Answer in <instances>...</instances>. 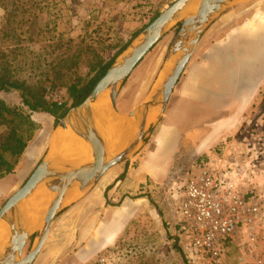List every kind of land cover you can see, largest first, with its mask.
<instances>
[{
	"label": "rangeland",
	"instance_id": "obj_1",
	"mask_svg": "<svg viewBox=\"0 0 264 264\" xmlns=\"http://www.w3.org/2000/svg\"><path fill=\"white\" fill-rule=\"evenodd\" d=\"M175 1L166 0V7L163 6L162 11ZM159 12L149 10L137 0H0V63L6 58L14 59L15 64L20 61L25 63L20 78L27 83L30 91L46 88L47 98L70 105L68 85L92 76L94 72L90 70L93 66L117 56ZM250 19L251 24H258L261 29L264 27V0H238L208 26L165 112L175 103L189 71L203 59L209 45L224 37L233 25ZM177 31L178 27L173 28L126 80L118 96L119 111L129 113L139 106L163 77L164 71L171 65L167 57ZM251 64L257 71L255 101L241 116L239 124L228 129L219 143L204 153L196 152L193 145L183 146L163 177H147L139 183L136 180L137 169L143 156L154 148L153 140L163 121L164 112L156 120L153 129L146 133L138 153L131 160H125L105 173L102 180H108V189L121 194L120 201L108 200V204L122 205L127 220L115 244L95 250L91 238L79 237L86 227L90 230L91 222L97 216L105 215L103 210L75 209L70 215L80 219L77 227H69L67 223L61 222V218L71 211L68 210L59 215L60 219L56 223L59 216L55 218L53 233L51 231L33 264H185L186 240L180 236L177 228L176 209L181 193L178 186L196 170L201 161L217 165L222 162L229 165L248 164L254 172L256 193L261 196L264 206V56L251 59ZM56 76L59 79L55 80ZM0 97L11 107L22 108L35 122V126L27 127V130L35 129L25 152L19 157L8 156L15 161V170L0 179L1 208L24 184L49 150L59 125L50 113L32 111L24 105L19 91H0ZM10 126L0 124V141L7 135ZM180 127L182 133L186 134L185 130L191 126L183 123ZM124 173L125 177L121 178ZM37 236L38 233L28 243L24 255L29 252ZM226 249V264L245 263L247 257L242 259L241 248L237 243L230 242ZM262 250L264 254V232ZM103 257L106 258L105 262H101ZM187 263L195 264L189 260Z\"/></svg>",
	"mask_w": 264,
	"mask_h": 264
},
{
	"label": "water",
	"instance_id": "obj_2",
	"mask_svg": "<svg viewBox=\"0 0 264 264\" xmlns=\"http://www.w3.org/2000/svg\"><path fill=\"white\" fill-rule=\"evenodd\" d=\"M237 1L176 0L115 57L84 102L72 107L58 123L59 126L72 128L85 139L91 150L89 158L80 163L56 159L58 150L51 145L24 184L1 206L0 223H8L9 235L0 246V264H33L49 239L55 218L67 207L75 189H80L81 193L91 190L110 168L131 160L138 153L146 133L164 114L203 33ZM175 27L178 31L167 57L169 61L172 59L171 68L158 80L145 101L125 113L136 119V131L121 150L112 153L94 105L107 94L113 108L119 111L117 101L124 83L145 56ZM43 186L51 191L52 198L44 214L43 225L37 231L29 221L25 204ZM37 233L33 246L24 255L28 243Z\"/></svg>",
	"mask_w": 264,
	"mask_h": 264
},
{
	"label": "crops",
	"instance_id": "obj_3",
	"mask_svg": "<svg viewBox=\"0 0 264 264\" xmlns=\"http://www.w3.org/2000/svg\"><path fill=\"white\" fill-rule=\"evenodd\" d=\"M260 56H264V27L261 29L258 24H251V19L233 25L224 37L209 45L203 59L189 71L175 103L165 112L153 140L154 148L143 156L137 169L136 180L139 183L147 177H163L183 146L193 145L196 152L204 153L219 143L228 129L239 124L241 116L255 101L257 71L251 59ZM183 123L191 126L185 130L186 134L182 133L180 127ZM109 187L108 180L104 182L101 178L91 190L76 198L71 197L67 207L60 213L71 210L65 216L62 215L61 222L67 223L69 227H77L80 219L70 215L75 209L103 210L105 215L97 216L91 222L90 230L86 227L79 236L81 239L91 238L95 250L115 244L127 224L122 205L108 204V200H121V194L114 189L109 190ZM59 219L60 216L54 223Z\"/></svg>",
	"mask_w": 264,
	"mask_h": 264
},
{
	"label": "built area",
	"instance_id": "obj_4",
	"mask_svg": "<svg viewBox=\"0 0 264 264\" xmlns=\"http://www.w3.org/2000/svg\"><path fill=\"white\" fill-rule=\"evenodd\" d=\"M137 2L153 12L166 7V0ZM178 187L177 228L189 261L226 264L227 245L235 242L244 264H264V206L248 164L201 161Z\"/></svg>",
	"mask_w": 264,
	"mask_h": 264
},
{
	"label": "trees",
	"instance_id": "obj_5",
	"mask_svg": "<svg viewBox=\"0 0 264 264\" xmlns=\"http://www.w3.org/2000/svg\"><path fill=\"white\" fill-rule=\"evenodd\" d=\"M159 14L160 12L152 18L151 22ZM115 56L107 62H101L97 66H93L90 70L94 72L92 76L90 75L86 79L74 81L68 85V93L71 99L70 105L67 102L53 100L50 97L47 98L46 88L42 87L40 91L34 88L33 92L30 91L27 83L20 78V72L25 67V63L20 61L19 64H15L13 62L14 59L6 58L5 61L0 63V91H19L24 105L28 106L32 111L41 110L50 113L56 118V123H59L60 119L64 118L72 107L84 102L97 82L106 74ZM56 79H59L58 76L55 77ZM0 124L12 125L4 139L0 141V179H3L15 170V161L9 159L8 156L19 157L25 152L35 129L27 130V127L35 126V122L24 113L22 108L11 107L6 100L0 97ZM124 177L125 173L121 178ZM183 255L186 258L185 253ZM184 261L185 264H188L187 258Z\"/></svg>",
	"mask_w": 264,
	"mask_h": 264
},
{
	"label": "bare ground",
	"instance_id": "obj_6",
	"mask_svg": "<svg viewBox=\"0 0 264 264\" xmlns=\"http://www.w3.org/2000/svg\"><path fill=\"white\" fill-rule=\"evenodd\" d=\"M194 8V7H193ZM191 8V10H193ZM172 59L170 60L171 63ZM171 68V65L166 68L165 72ZM99 123L104 129L112 153L121 150L134 136L137 126L135 118L128 114L116 111L113 108L107 94L100 98L94 105ZM112 114L110 113L109 108ZM52 147L58 150L56 159L74 161L77 163L87 160L91 154L90 147L85 139L79 136L72 128L59 126L51 140ZM81 194L80 189H75L72 198H76ZM52 198L51 191L43 186L25 204L29 221L33 228L37 231L43 225L44 214L50 204ZM9 235V226L7 222L0 223V246L5 242Z\"/></svg>",
	"mask_w": 264,
	"mask_h": 264
}]
</instances>
